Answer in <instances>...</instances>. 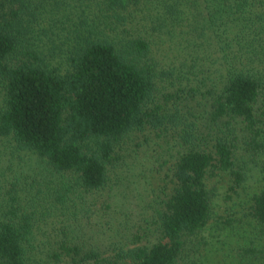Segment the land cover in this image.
Instances as JSON below:
<instances>
[{"label":"trees","instance_id":"trees-1","mask_svg":"<svg viewBox=\"0 0 264 264\" xmlns=\"http://www.w3.org/2000/svg\"><path fill=\"white\" fill-rule=\"evenodd\" d=\"M147 134L129 225L102 195ZM212 230L264 264V0H0V264H179Z\"/></svg>","mask_w":264,"mask_h":264},{"label":"rangeland","instance_id":"rangeland-1","mask_svg":"<svg viewBox=\"0 0 264 264\" xmlns=\"http://www.w3.org/2000/svg\"><path fill=\"white\" fill-rule=\"evenodd\" d=\"M176 40L177 39H173L166 42V46L164 47L166 56H171L175 52L176 48L174 43ZM146 137L150 142L148 147L143 146L145 150H143V147L136 150L134 146L131 147L133 144L126 148L127 151L125 152L124 159L119 164L118 170L115 174L117 176L116 178L114 177V181L117 179V181H119L118 183H124L120 184L119 187H116V185H113V182H110L109 184L113 185V193L105 191L102 195L103 199H107V193L114 195L112 199L113 204L117 205L120 212L122 211L129 214L127 218L121 217L120 219L122 223L124 219L129 225L137 222L139 218L138 213L141 212V201H143V197H145V194L149 193L150 189H158V187L162 185L161 179L165 173L164 168H156L159 161L158 159L155 161V155L156 153H160V149L157 148L158 142L154 139L150 140V135L148 134L141 137V139ZM151 138H155L154 134L151 135ZM164 159L167 160L168 157L165 156ZM123 178H127L129 183L126 182V179L123 180ZM253 181H255V179H253ZM250 185L253 184L250 183ZM220 186L221 185H219L216 212L224 215L225 206L228 203H225L223 200L224 188ZM107 212L109 213L111 211ZM220 235L221 233L219 231L216 232L215 230L204 233L205 243L198 247V254L196 253L194 256L190 254L179 264H232V261L235 258L233 257V252L225 246ZM100 237L101 235L99 238ZM106 242L107 241L104 240L103 244Z\"/></svg>","mask_w":264,"mask_h":264}]
</instances>
